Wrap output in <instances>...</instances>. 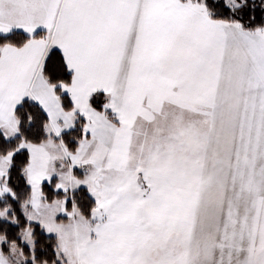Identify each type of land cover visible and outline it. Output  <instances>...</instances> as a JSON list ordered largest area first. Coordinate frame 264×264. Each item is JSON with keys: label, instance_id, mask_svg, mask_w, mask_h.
<instances>
[{"label": "snow or ice", "instance_id": "1", "mask_svg": "<svg viewBox=\"0 0 264 264\" xmlns=\"http://www.w3.org/2000/svg\"><path fill=\"white\" fill-rule=\"evenodd\" d=\"M0 264H264V0H0Z\"/></svg>", "mask_w": 264, "mask_h": 264}]
</instances>
